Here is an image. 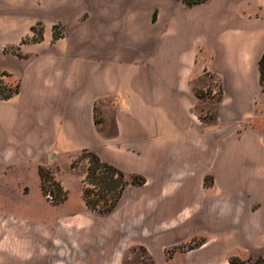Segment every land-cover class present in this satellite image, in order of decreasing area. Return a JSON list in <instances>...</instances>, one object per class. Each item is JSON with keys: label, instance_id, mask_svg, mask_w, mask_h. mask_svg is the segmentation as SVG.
Returning <instances> with one entry per match:
<instances>
[{"label": "crops", "instance_id": "obj_1", "mask_svg": "<svg viewBox=\"0 0 264 264\" xmlns=\"http://www.w3.org/2000/svg\"><path fill=\"white\" fill-rule=\"evenodd\" d=\"M6 4L18 15L0 16V44L16 43L27 21L43 29L0 56L2 77L18 88L0 98V173L14 174L0 175V188H16L23 165L39 187V166L60 175L83 152L143 182L100 218L83 190V214L50 222L30 208L6 211L19 199L0 195V264H120L129 243L136 264L264 254V0H0V10ZM215 92V111L201 115ZM192 238V248L166 254Z\"/></svg>", "mask_w": 264, "mask_h": 264}, {"label": "rangeland", "instance_id": "obj_2", "mask_svg": "<svg viewBox=\"0 0 264 264\" xmlns=\"http://www.w3.org/2000/svg\"><path fill=\"white\" fill-rule=\"evenodd\" d=\"M12 7L13 6L6 4L5 9L3 11L0 10V16L4 17L6 20H14V18L17 17L18 14L13 13ZM23 15V18L26 19V14ZM42 29L43 25L41 21H27L25 23L24 29H22L23 31L27 30V32L25 33V35L17 37L16 43L6 45L2 43L0 44V56H8L10 54L16 53L19 49L20 44H28L31 42V40L39 39L38 37L41 36ZM30 30H34V32H31ZM3 75H7V72L0 70V96L9 94L10 91L16 87V83H8V79L5 76L2 77ZM207 97L210 98V100H208L209 106H207L208 113L204 111L201 112L199 110L201 112V115L213 114L216 108V102L219 99V93L215 92L208 95ZM204 107L205 105L200 106L199 109H205ZM29 167L30 166L28 165H23V168L21 167V172L19 174L20 181H17L16 188L8 186V184L5 186V188H0V195L4 194V196L7 198V201L11 200V198H16L19 200L11 203H6V200L4 199L3 201L1 200L0 205L6 203L4 206L6 211H15L21 214L28 213V208H30L32 216L35 217L38 221L50 222L56 221L55 218H62L64 217V215H69L72 213L83 214L85 208L83 202L79 198V196H82V190L83 196L89 203L88 207L91 210L95 211H93V213L97 214L96 217L100 218V216L109 215L110 213L117 214L125 206L127 192L132 190L130 176H125L124 178L119 177L109 167L103 166L102 163H96L92 157L88 156L85 153L74 159L69 170L63 172L60 175L58 174V172H56V170H51V168L39 166L41 174L40 171H35V174H37L38 176L39 187L35 179H31V184L29 185V182L27 180L30 179L31 174L24 171V169H29ZM0 175L1 177L5 175L6 177L11 176L12 178L14 176V174H12V172H9L8 170L4 173H0ZM16 175L18 174L16 173ZM61 175L63 176L61 177ZM61 178L76 180L78 182L79 189L73 188L69 192L68 189H65L63 185H61ZM208 180H211L210 176L207 177V181ZM77 191H79V195L77 194ZM49 193L51 194L50 198L46 196ZM119 193L120 197L118 198L117 203L112 209L107 211V208L115 201V199L119 196ZM39 195L40 203L37 202ZM67 198L68 200L66 201ZM47 209L49 210V213H47V215L42 216L41 214H39L45 213ZM97 212H99L100 214H98ZM127 239L129 240L130 237H128ZM123 240L124 238L118 239L120 247L124 245ZM197 242V238H192L191 240L182 244L173 246L170 245L166 249V254H171L177 248H180V250L190 249L195 246ZM138 248L139 247L133 246L131 243L125 246L121 250L120 255L122 261L120 262V264H136L137 261L134 257L138 255ZM263 257L264 254L259 256H237L241 264H258L259 262L264 261L262 259Z\"/></svg>", "mask_w": 264, "mask_h": 264}, {"label": "trees", "instance_id": "obj_3", "mask_svg": "<svg viewBox=\"0 0 264 264\" xmlns=\"http://www.w3.org/2000/svg\"><path fill=\"white\" fill-rule=\"evenodd\" d=\"M187 5H192L194 3H199L203 0H183ZM39 39L41 38V36L38 37ZM259 73H260V83H261V86H262V91L264 92V53L262 54V56L260 57L259 59ZM18 88L15 87L14 89H12L10 91L9 94H6V95H3V96H0L1 99H6L8 97H11L15 92H17ZM87 154L88 156L92 157L96 163L98 164H103V166H106V167H109L112 171H114L119 177L121 178H124L125 175L123 174V172H121L120 170L106 164V163H103L99 160V158L91 153V152H83V154ZM40 171V170H39ZM40 174H41V171H40ZM143 182V178L142 177H139V176H132L131 177V180H130V183L132 184H140ZM127 184V183H126ZM120 197V193H119V196L115 199V201L109 205V207L107 208V211H109L110 209H112L114 207V205L117 203L118 201V198ZM85 198V197H84ZM85 202L87 204V206H89V203L88 201L85 199ZM94 209V208H93ZM259 259V258H258ZM264 260V257L262 258ZM229 263L230 264H241V262L238 260L237 256H230L229 257ZM258 264H264V261L262 262H259Z\"/></svg>", "mask_w": 264, "mask_h": 264}, {"label": "built area", "instance_id": "obj_4", "mask_svg": "<svg viewBox=\"0 0 264 264\" xmlns=\"http://www.w3.org/2000/svg\"><path fill=\"white\" fill-rule=\"evenodd\" d=\"M46 196L50 198V197H51V194L49 193V194H47Z\"/></svg>", "mask_w": 264, "mask_h": 264}]
</instances>
